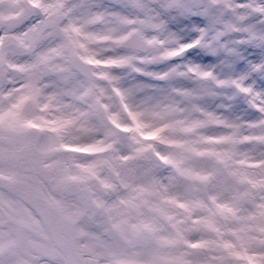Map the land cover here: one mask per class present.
Listing matches in <instances>:
<instances>
[{"label": "clouds", "instance_id": "9594fccd", "mask_svg": "<svg viewBox=\"0 0 264 264\" xmlns=\"http://www.w3.org/2000/svg\"><path fill=\"white\" fill-rule=\"evenodd\" d=\"M0 131V264H264V0H0Z\"/></svg>", "mask_w": 264, "mask_h": 264}, {"label": "rangeland", "instance_id": "374dc122", "mask_svg": "<svg viewBox=\"0 0 264 264\" xmlns=\"http://www.w3.org/2000/svg\"><path fill=\"white\" fill-rule=\"evenodd\" d=\"M5 140V136L3 135L2 131H0V144H2ZM245 165L249 168L257 167V164L254 160H247L245 161ZM242 179L247 180V177H242Z\"/></svg>", "mask_w": 264, "mask_h": 264}]
</instances>
